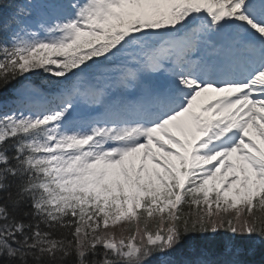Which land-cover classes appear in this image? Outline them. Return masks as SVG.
Here are the masks:
<instances>
[{"label":"snow or ice","instance_id":"snow-or-ice-1","mask_svg":"<svg viewBox=\"0 0 264 264\" xmlns=\"http://www.w3.org/2000/svg\"><path fill=\"white\" fill-rule=\"evenodd\" d=\"M5 6L0 264H149L197 237L158 264H246L235 238L264 240V0Z\"/></svg>","mask_w":264,"mask_h":264},{"label":"trees","instance_id":"trees-1","mask_svg":"<svg viewBox=\"0 0 264 264\" xmlns=\"http://www.w3.org/2000/svg\"><path fill=\"white\" fill-rule=\"evenodd\" d=\"M34 79H37V80H38V78H34ZM14 87H16L15 84L9 86V88L3 90V92H0V100H1V99H4V98L8 95V93L11 92L12 88H14ZM222 238H223V237H218V238H216V239H217V242H219V240L222 239ZM207 242H208V241L203 240V239L197 237V238H194V239H192V240L187 241V242L185 243V245H183V246H181V247L184 249L183 251L186 253V251H187V247H188L189 244L194 243V244H196V245H198V246H203V245L206 244ZM263 264H264V262H263Z\"/></svg>","mask_w":264,"mask_h":264},{"label":"rangeland","instance_id":"rangeland-1","mask_svg":"<svg viewBox=\"0 0 264 264\" xmlns=\"http://www.w3.org/2000/svg\"><path fill=\"white\" fill-rule=\"evenodd\" d=\"M175 253H179L178 248L175 251L168 253L167 255H174ZM158 261H159V259H158Z\"/></svg>","mask_w":264,"mask_h":264}]
</instances>
